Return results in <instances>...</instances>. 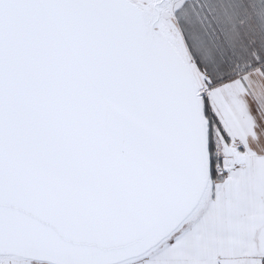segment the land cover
<instances>
[{
  "label": "snow or ice",
  "instance_id": "6c2138e0",
  "mask_svg": "<svg viewBox=\"0 0 264 264\" xmlns=\"http://www.w3.org/2000/svg\"><path fill=\"white\" fill-rule=\"evenodd\" d=\"M0 264H264V0H0Z\"/></svg>",
  "mask_w": 264,
  "mask_h": 264
}]
</instances>
